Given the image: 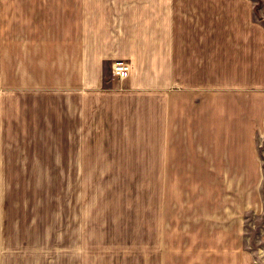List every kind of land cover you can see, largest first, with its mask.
Returning a JSON list of instances; mask_svg holds the SVG:
<instances>
[{"label":"crops","instance_id":"obj_1","mask_svg":"<svg viewBox=\"0 0 264 264\" xmlns=\"http://www.w3.org/2000/svg\"><path fill=\"white\" fill-rule=\"evenodd\" d=\"M15 3L17 99H31L49 130L55 115L62 145L160 146L164 162L179 147L174 160L208 162L226 185L206 203L201 264H259L249 227L264 222L249 218L264 215V27L247 21L219 32L214 19L233 6L253 18L264 0ZM8 4L0 0L1 87ZM118 62L129 68L122 81L111 71Z\"/></svg>","mask_w":264,"mask_h":264},{"label":"rangeland","instance_id":"obj_2","mask_svg":"<svg viewBox=\"0 0 264 264\" xmlns=\"http://www.w3.org/2000/svg\"><path fill=\"white\" fill-rule=\"evenodd\" d=\"M8 3V57L0 84V264L207 260L201 252L207 241L196 239L200 229L209 232L206 203L217 201L225 179L209 172L208 162L174 160L183 157L176 154L179 147H169L164 162L160 146L62 145L55 115L49 130L46 115H32L31 99H17L16 3ZM241 12L233 6L230 14L214 19L217 31L222 26L237 31L247 21L264 27L260 4L253 18ZM259 153L264 159V144ZM249 220L261 224L264 215ZM263 232L264 225L249 227L250 249L261 250L259 264H264Z\"/></svg>","mask_w":264,"mask_h":264},{"label":"built area","instance_id":"obj_3","mask_svg":"<svg viewBox=\"0 0 264 264\" xmlns=\"http://www.w3.org/2000/svg\"><path fill=\"white\" fill-rule=\"evenodd\" d=\"M112 74L121 81L125 80L129 75V68L126 63L118 62L113 65Z\"/></svg>","mask_w":264,"mask_h":264}]
</instances>
